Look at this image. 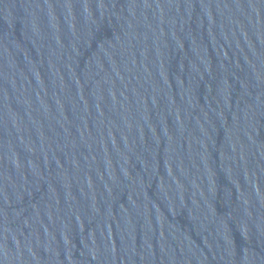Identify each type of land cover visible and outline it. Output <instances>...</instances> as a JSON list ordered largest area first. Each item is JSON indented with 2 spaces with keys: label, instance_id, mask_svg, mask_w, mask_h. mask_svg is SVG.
Wrapping results in <instances>:
<instances>
[{
  "label": "water",
  "instance_id": "obj_1",
  "mask_svg": "<svg viewBox=\"0 0 264 264\" xmlns=\"http://www.w3.org/2000/svg\"><path fill=\"white\" fill-rule=\"evenodd\" d=\"M0 264H264V0H0Z\"/></svg>",
  "mask_w": 264,
  "mask_h": 264
}]
</instances>
